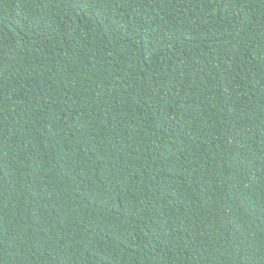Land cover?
I'll use <instances>...</instances> for the list:
<instances>
[{
  "label": "trees",
  "instance_id": "trees-1",
  "mask_svg": "<svg viewBox=\"0 0 264 264\" xmlns=\"http://www.w3.org/2000/svg\"><path fill=\"white\" fill-rule=\"evenodd\" d=\"M0 264H264V0H0Z\"/></svg>",
  "mask_w": 264,
  "mask_h": 264
}]
</instances>
